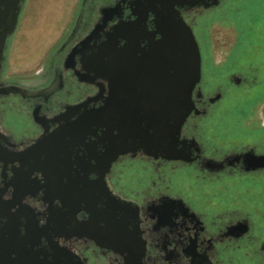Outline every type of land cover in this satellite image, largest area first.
<instances>
[{
	"label": "flooded vegetation",
	"instance_id": "obj_1",
	"mask_svg": "<svg viewBox=\"0 0 264 264\" xmlns=\"http://www.w3.org/2000/svg\"><path fill=\"white\" fill-rule=\"evenodd\" d=\"M228 2L180 9L201 56L194 109L179 137L183 159L126 154L105 176L108 196L101 200L108 206L131 204L136 213L135 223L128 216L124 227L137 238L131 259L119 248L116 227L100 224L97 240L85 235L90 229L83 227L88 221L83 211L54 231L47 222L49 209L60 202L44 201L32 186L22 194L16 174L41 180L34 161L22 164L19 159L43 136L76 119L66 115L68 107L86 101L89 109L101 105L106 83L85 63L101 43L119 35V60V50L128 45L120 35L131 30L135 46L147 48L155 32L150 5L144 0H80L40 64L23 73L8 67L21 10L15 31L0 48V264H264V214L257 211L264 208V95L243 130L229 119L239 107L237 98L260 91L264 83L257 65L230 56L240 43L237 37L221 59L204 39L210 33L204 35V27L220 25L214 18L225 15ZM18 204L25 216L21 222L14 221Z\"/></svg>",
	"mask_w": 264,
	"mask_h": 264
},
{
	"label": "water",
	"instance_id": "obj_2",
	"mask_svg": "<svg viewBox=\"0 0 264 264\" xmlns=\"http://www.w3.org/2000/svg\"><path fill=\"white\" fill-rule=\"evenodd\" d=\"M144 1L150 5L155 24L147 48L135 46L131 30L120 35L128 45L119 50V60L115 51L119 35L113 33L114 37L101 43L96 56L85 62L95 69L96 78L106 83L101 87L106 93L101 105L89 109L86 101L68 107L66 115L76 119L43 136L19 159L22 164L25 159L34 161L41 180L30 181L22 171L16 174L22 194L26 186H32V190L41 191L44 201L60 202V207L49 209L47 222L53 224L54 231L63 230L83 211L88 215L83 227L90 229L85 235L97 240L100 224L116 227L119 248L128 259L136 254L132 251L137 238L124 227L128 216L133 217L130 223H135L136 213L134 209L132 213L131 204L113 199L115 205L108 206L101 200L107 195L105 176L112 163L126 154L183 159L179 137L194 109L192 92L201 79V56L180 9H206L217 4V0ZM23 4L24 0H0L1 49L16 29ZM154 35L159 38L154 40ZM18 206L14 221L21 222L25 216ZM51 248L53 259H57L56 247Z\"/></svg>",
	"mask_w": 264,
	"mask_h": 264
},
{
	"label": "rangeland",
	"instance_id": "obj_3",
	"mask_svg": "<svg viewBox=\"0 0 264 264\" xmlns=\"http://www.w3.org/2000/svg\"><path fill=\"white\" fill-rule=\"evenodd\" d=\"M229 1L233 4V0ZM79 2L80 0H25L17 30L10 41L9 70L23 73L36 68L55 44L59 34L72 21ZM214 21H218L220 25L211 27V30L208 27L203 29L204 35L210 31L209 37L204 39L207 42L209 40L210 50L216 52L214 57L221 59L222 56H227L226 50L232 48V41L237 37L240 43L230 52V56H238L244 63L252 62L257 65L264 83V0H237L232 12L225 15L216 13ZM263 95L264 87L260 91L249 92L244 97L237 98L239 107L229 115L232 125L243 130L246 122L252 118V111H255L254 103ZM239 111L241 113L237 114ZM257 211L264 214L262 206Z\"/></svg>",
	"mask_w": 264,
	"mask_h": 264
},
{
	"label": "trees",
	"instance_id": "obj_4",
	"mask_svg": "<svg viewBox=\"0 0 264 264\" xmlns=\"http://www.w3.org/2000/svg\"><path fill=\"white\" fill-rule=\"evenodd\" d=\"M236 1H237V0H233V1H232L233 4H231L230 1L228 2V5H229V6H228V8H227V10H228L227 12H229V11L232 12L233 8L235 7V2H236ZM227 12H226V13H227ZM226 13H225V14H226ZM229 15L231 16L232 14H229ZM215 18H216V17H215ZM202 24H203V23H202ZM202 24H198V30H197V33H198V34H202V33H201V31H202V29H203Z\"/></svg>",
	"mask_w": 264,
	"mask_h": 264
}]
</instances>
